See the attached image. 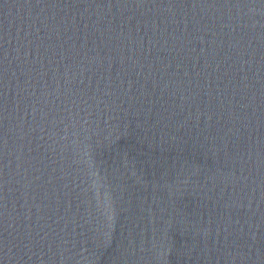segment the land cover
Returning <instances> with one entry per match:
<instances>
[{
	"label": "water",
	"instance_id": "obj_1",
	"mask_svg": "<svg viewBox=\"0 0 264 264\" xmlns=\"http://www.w3.org/2000/svg\"><path fill=\"white\" fill-rule=\"evenodd\" d=\"M0 264H264V0H0Z\"/></svg>",
	"mask_w": 264,
	"mask_h": 264
}]
</instances>
